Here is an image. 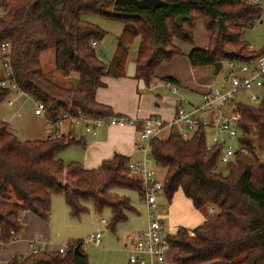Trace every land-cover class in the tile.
I'll use <instances>...</instances> for the list:
<instances>
[{
    "label": "trees",
    "instance_id": "trees-1",
    "mask_svg": "<svg viewBox=\"0 0 264 264\" xmlns=\"http://www.w3.org/2000/svg\"><path fill=\"white\" fill-rule=\"evenodd\" d=\"M167 6L149 10L134 5H116L115 0H0V48L12 47V68L18 91L45 103L50 117L83 112L94 118L117 115L97 101L104 77L126 76L130 47L140 38L136 77L150 86L157 67L184 53L175 39L194 45L199 19L210 33L208 47H194L189 55L193 67L214 66L226 60L246 61L264 55L250 50L244 40L248 28L262 19L261 7L242 0H163ZM97 14L119 20L124 30L110 63L98 54V44L107 32L85 18ZM184 17L181 26L177 19ZM55 51V71L64 76L80 75L79 87H68L46 73L42 55ZM173 84V79H169ZM12 82V80L10 81ZM0 84V103L11 94ZM238 152L227 166H219L222 147L207 149V132L184 140L166 131L152 142L157 165L167 170L164 191L168 199L183 190L197 209L215 210L206 222L193 229L180 228L170 234L177 264H264V90L258 104H239ZM71 135L21 141L8 123L0 122V240L10 243L11 231L18 235L24 225L21 212H31L48 222L52 197L59 194L73 217L87 212L92 202L97 213L110 209L111 230L135 211L129 197L115 189L143 193L140 181L127 177L129 159L116 154L98 169L88 170L80 162L66 163L60 153L79 144ZM217 210V211H216ZM83 241L69 242L64 253L42 251L27 257H12L0 264H89ZM80 246L81 254H76Z\"/></svg>",
    "mask_w": 264,
    "mask_h": 264
},
{
    "label": "built area",
    "instance_id": "built-area-1",
    "mask_svg": "<svg viewBox=\"0 0 264 264\" xmlns=\"http://www.w3.org/2000/svg\"><path fill=\"white\" fill-rule=\"evenodd\" d=\"M243 2L259 6L264 11V0H242ZM97 47L98 43L93 42ZM250 50H255L253 47ZM12 47L10 43H4L0 48V66L6 72L7 78L1 81L4 87H11L18 90L14 79L12 68ZM223 79L213 90L204 94L201 104L189 103L184 98L177 100L175 115L171 120L156 117L132 118L120 115H113L102 118H94L83 112L78 116L65 113L62 117L54 119L47 113L45 103L37 101L35 114L41 116L48 128L52 130L51 136L61 137L62 127L65 124L82 125L87 132L96 133L99 128L139 126L136 134V145L141 153L139 160L129 161L126 172L143 185L142 199L147 205V228L132 235L126 247L130 253L129 264H177L175 262L173 248L169 242L170 233L164 224V214L168 208L159 202V195L164 192V181L159 180L153 167L154 158L152 155V142L166 131L178 133L184 140H191L199 131L207 132V149L213 150L221 146L219 166H227L235 160L237 153H247V149L239 144L241 130L239 123L242 113L237 97L243 93H251V100L259 102L262 98L255 90H264V55L253 57L246 61L226 60L220 72ZM12 80V82H10ZM171 91L179 95L180 89L172 82L165 83ZM24 94V93H23ZM27 95V94H26ZM28 96V95H27ZM13 105V101L9 102ZM230 139L237 141L238 146L234 147L229 143ZM215 210L212 209V213ZM103 224L108 222L103 219ZM1 234V232H0ZM13 241L19 239L15 231H11ZM43 239L38 236L30 241L32 254L45 251L40 244ZM85 244L102 243V233L92 235ZM68 244L61 246L58 250L64 253Z\"/></svg>",
    "mask_w": 264,
    "mask_h": 264
},
{
    "label": "crops",
    "instance_id": "crops-1",
    "mask_svg": "<svg viewBox=\"0 0 264 264\" xmlns=\"http://www.w3.org/2000/svg\"><path fill=\"white\" fill-rule=\"evenodd\" d=\"M263 19L264 15L262 19L258 22V24H263ZM174 43L182 50L184 55L176 56L170 62H179L180 59H186L191 65L189 61V55L194 50V46L192 45L191 48H183L185 44L189 43H186L179 39H175ZM208 44L210 45V42ZM208 44L202 47L206 48L209 46ZM251 47L257 50L255 46ZM116 49L117 47L115 48L114 55ZM138 54L139 49L135 57V62H132L129 59V56L126 66V76L121 78H113L110 76H106L103 79L104 85L97 90V101L100 104L110 106L113 109L114 113L117 115L139 119L156 117L165 120H171L175 115L177 100L179 99V97L184 98L192 104H201L203 101L204 94L213 90L211 87H208V84L204 85L203 87L202 85H194L195 89H191V94H187L184 92L183 89H189L190 86L187 84V81L182 77L181 74L175 72L169 73L167 75H159L156 71L154 80L152 81L150 86H147L144 79L136 77V61L138 58ZM168 62H163L162 64ZM191 67L193 66L191 65ZM193 68H196V70H203V76L206 77V80L212 82V85H216L215 82L217 79L215 76L217 75L215 73L214 66ZM55 72L57 71L54 70V73ZM54 79L59 82L55 78V76ZM64 79L65 80L61 84H69L68 82L72 80V76H64ZM169 79H173L175 82L174 84L179 87L181 92L179 93V95L174 94L171 89L166 86L165 83L168 82ZM13 91L16 92L18 95H22L26 99L24 106L28 103V101H31L33 102L34 108L36 110L37 101L35 99L31 98L30 96H27L26 94H23L22 92H19L18 90ZM15 101H13V105H10L9 101L7 103L8 106H15ZM35 110L31 113V115L35 118V121L37 123L38 121L43 120V118L41 116L36 115ZM37 125L36 132H38L39 130ZM77 126H81L83 129L78 128L80 129L78 130ZM139 128V126H127L123 128L104 126L102 128H99L94 134L91 132H87L82 125L70 124V127L66 128L65 126H63V135L75 136L80 142L79 144L73 145L64 150L62 153H60V158L67 162V160H65L62 155L70 151V162H80L88 170L100 168L105 161L113 159L116 154L127 156L129 161L139 160L141 158V153L136 145V134ZM46 133V138H48L49 136H51L52 130L48 128L46 130ZM140 195L142 197V194ZM159 202L162 204V206H166L167 203L169 204L168 206H166L168 208V211L166 214H164V221H166V227L170 234L177 233V231L182 227L193 230L203 225L206 222L208 216L212 213L211 206H209L211 211V213L209 214H204L202 210L197 209L193 205L192 200H190L184 194L183 190L177 191L171 200L168 199L167 195L165 194V191L161 192L159 195ZM144 204L146 205L145 202ZM146 207L147 205L145 206V208ZM134 208L135 211L130 213L139 214L140 217L143 214L147 216V208L145 209L144 213H140L139 209H137L135 206ZM206 208L207 207H205L204 209L206 210ZM53 219L54 216L52 213L50 220L46 222L31 212H21L19 220L24 225V227L21 233L19 234V239L10 243H3L0 240V263H6L12 257L15 256L27 257L31 255L32 250L30 248L29 243L32 239L38 236H40L44 241L43 244H40V247L42 246L46 251H57L60 247L59 245H55L53 243L54 232H56ZM127 221H130V215H128ZM147 225L148 218L146 225L138 229L135 233L145 230L147 228ZM108 229L110 230L111 228ZM104 232H106V230H103L101 233ZM135 233L128 234L123 240L122 250L128 255V258H130V253L126 247V244L128 243L129 238ZM59 234L58 236H60ZM87 257L89 261V256L87 255ZM104 263L115 264L114 260L108 258H105ZM125 264H129V262L127 263V258H125Z\"/></svg>",
    "mask_w": 264,
    "mask_h": 264
},
{
    "label": "rangeland",
    "instance_id": "rangeland-1",
    "mask_svg": "<svg viewBox=\"0 0 264 264\" xmlns=\"http://www.w3.org/2000/svg\"><path fill=\"white\" fill-rule=\"evenodd\" d=\"M1 14H3L2 11H0V15ZM85 18L97 24L100 28L107 32V36L102 42H100L97 47V50L99 56L104 60V62H111L114 58V51L118 45L119 38L123 33L124 23L122 21L109 19L97 14H88L85 15ZM243 38L248 44H250L251 46H255L257 50H263L264 19L263 24H258L255 28H248ZM139 42L140 38H137L133 41V44L131 45L129 59L132 62H135V57L139 49ZM209 42L210 36L205 28L204 20L199 19L196 22V28L194 32V45L196 47H202L208 44ZM185 45L183 48H191L192 46V44L190 43ZM42 62L46 73H51L52 75H54L55 78L59 81V83H62L65 80L64 76L61 73H54L55 51L53 49L43 53ZM156 71L159 75H167L169 73L174 72L181 74L182 77L187 81V84L190 86L189 89H183L184 92L187 94H191L192 90L195 89L194 85H202L203 87L204 85L208 84V87L214 89L218 84L221 83L223 79L222 73L215 76L217 79L215 82L216 85H212V82L207 81L206 77L203 76V70H196V68L191 67V65L186 59H180L179 62L169 61L168 63L159 65ZM71 76L72 80L68 82L69 84L63 85L69 87H79L80 75L78 73H72ZM6 78V72L4 68L0 66V84L1 81ZM255 91L258 94H261L262 92L258 89H256ZM12 100H16L17 102L15 101V106L9 107L7 103ZM25 100L26 99L22 95H18L16 92L12 91L8 98L2 103H0V122H5L8 124L11 123L10 129L12 130V132L18 134L21 141H30L46 138V130L48 129V126L45 120L43 119L36 123L35 118L31 115V113L35 110L34 104L33 102L28 101V103L24 106ZM236 100L237 102H242L243 104L256 105L259 103L251 100V93L249 92L239 95ZM36 125L39 129L38 132H36ZM64 126L65 128L70 127V124H65ZM78 128L82 127L77 126V129ZM229 143L232 144V146L234 147L238 146L237 141L234 139H230ZM69 152L64 153L62 155V157L67 160L66 163H69V159H71V156H69ZM262 159L264 161V155H262ZM153 167L156 171L158 179L164 181L167 176V170L161 167L160 165H157L155 162L153 163ZM124 174L129 177L127 172H124ZM129 178L134 179L133 177ZM114 192L129 197L132 201V204H134L133 206L139 209L140 213L145 212V209L147 207L145 208L146 205L142 201V197L138 191L128 189H115ZM168 205L169 204L167 203L166 206ZM86 207L88 208L87 212L82 214L80 217H73L70 214V209L66 204L64 196L59 194L53 195L52 214L54 216L53 221L56 231L54 232L53 243L55 245H59V247L68 244L70 241V243L74 244L76 240L85 241L88 240L92 235H96L98 233H101L103 230H106V232L102 233L103 240L100 246H96L95 244L84 243L83 250L89 256V264H106L104 263L105 258L114 260L115 264H125V258H127L128 263V255L122 250L123 240L128 234L135 233L138 229L146 225L147 216L143 214L140 217L139 214L130 213V221H126L125 223L118 225L116 230L113 232L111 229H108L110 228V222L112 219V212L110 209H105L102 214H99L95 210L92 202H86ZM206 210L202 209V212L204 214L211 213L209 206H207ZM103 219H105L108 223L103 224ZM164 224L166 226V221H164ZM58 234L60 236H58Z\"/></svg>",
    "mask_w": 264,
    "mask_h": 264
},
{
    "label": "water",
    "instance_id": "water-1",
    "mask_svg": "<svg viewBox=\"0 0 264 264\" xmlns=\"http://www.w3.org/2000/svg\"><path fill=\"white\" fill-rule=\"evenodd\" d=\"M116 5H121V6H129V5H134L139 8H144V9H149V10H155L160 7L167 6L168 3L163 0H115ZM184 17H179L177 19V25L181 26L183 23ZM223 67V63L220 62L215 65V73L216 75H219ZM76 254H81L80 252V246L76 248Z\"/></svg>",
    "mask_w": 264,
    "mask_h": 264
}]
</instances>
